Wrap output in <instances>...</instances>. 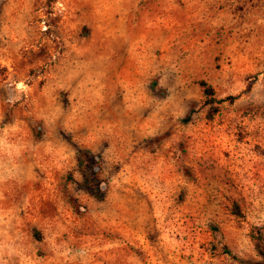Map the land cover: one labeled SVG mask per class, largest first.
Here are the masks:
<instances>
[{
    "label": "rangeland",
    "instance_id": "obj_1",
    "mask_svg": "<svg viewBox=\"0 0 264 264\" xmlns=\"http://www.w3.org/2000/svg\"><path fill=\"white\" fill-rule=\"evenodd\" d=\"M262 254L264 0H0V264Z\"/></svg>",
    "mask_w": 264,
    "mask_h": 264
},
{
    "label": "trees",
    "instance_id": "obj_2",
    "mask_svg": "<svg viewBox=\"0 0 264 264\" xmlns=\"http://www.w3.org/2000/svg\"><path fill=\"white\" fill-rule=\"evenodd\" d=\"M198 84H199L200 88L202 89V93H203V96H204L207 104L212 106L215 103L212 88L209 85H207L204 81H199ZM215 111H216V107L210 108L209 113H207V118H210L215 113ZM235 214H238L237 211H235ZM253 238H254V240H256L259 243H262V245H263V241H262V238L260 237V235L257 234ZM261 257H262L263 262H264V254H262Z\"/></svg>",
    "mask_w": 264,
    "mask_h": 264
},
{
    "label": "crops",
    "instance_id": "obj_3",
    "mask_svg": "<svg viewBox=\"0 0 264 264\" xmlns=\"http://www.w3.org/2000/svg\"><path fill=\"white\" fill-rule=\"evenodd\" d=\"M194 4H195V6H196V5H198L199 3H197L196 1H194ZM219 18H220L219 21H220V22H223V12L220 13ZM194 20H195V22H196V20H197V15H196V14L194 15ZM195 22H194V23H195Z\"/></svg>",
    "mask_w": 264,
    "mask_h": 264
}]
</instances>
